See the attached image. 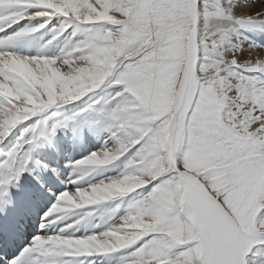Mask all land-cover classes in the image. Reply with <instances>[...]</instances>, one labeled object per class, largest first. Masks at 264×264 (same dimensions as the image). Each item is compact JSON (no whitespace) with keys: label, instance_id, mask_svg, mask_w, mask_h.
<instances>
[{"label":"snow or ice","instance_id":"obj_1","mask_svg":"<svg viewBox=\"0 0 264 264\" xmlns=\"http://www.w3.org/2000/svg\"><path fill=\"white\" fill-rule=\"evenodd\" d=\"M245 32H264V4L0 0V144L19 132L0 160V264H264V43ZM82 124L106 136L66 164L76 186L33 174L41 141ZM106 204L95 225L81 211Z\"/></svg>","mask_w":264,"mask_h":264},{"label":"bare ground","instance_id":"obj_2","mask_svg":"<svg viewBox=\"0 0 264 264\" xmlns=\"http://www.w3.org/2000/svg\"><path fill=\"white\" fill-rule=\"evenodd\" d=\"M260 3L264 4V0H261ZM239 8H243L247 11V8H245L244 6H241ZM40 22H42V19L34 20L31 22L30 26H34ZM25 23L28 22L26 21ZM22 26L23 25H20L19 27ZM9 31L12 30L10 29ZM258 35L259 38L264 41V33H259ZM51 36L52 33L49 32L48 29L41 30V32L36 33L32 38L35 47L22 48L21 51L25 52L26 54H34L39 45L44 44L47 40L51 39ZM58 40H63V37H58ZM56 43L57 41H53V44ZM77 110L78 109H73L71 105H66L64 107L56 109L52 115L47 117L49 126L52 123L57 122L58 120L68 119L73 115V112ZM18 135L19 132L14 131L13 134L5 140L4 144H0V160H3L5 158L4 154L16 144ZM105 136L106 133L101 132L100 134H97V132L87 124H82L79 127L70 125L66 129L58 130L51 141H48L47 139L41 141V145L33 153L34 158L33 161L29 164V168L33 170V174L35 173V171H41L45 179H48L49 174L39 168L37 162H42L49 165L50 167L56 168L60 173V178L59 180H57L55 176L51 178V182H54V186H59L60 190H63L65 187L72 189L76 185L68 184L67 181L73 178V176L71 175L73 170L66 167V164L70 160H79L81 157L87 156L89 152L95 151L101 146ZM120 164V161L116 162V165ZM116 165L110 166L108 170H104L101 173H93L92 175L85 177L84 181H82L81 183L86 184L95 182L103 178L104 176L116 175L119 171V168ZM76 174L81 175L82 172L78 171ZM25 177H29L28 172H26L24 174V177H22L21 179L23 180ZM132 195L135 196V193H133ZM126 199H131V197H128ZM113 206V204H106L99 206L94 210L85 209L81 211H93L94 218L92 219L91 223L92 225H95L96 222L101 219L102 214L105 212V210ZM122 214L123 211L119 213V215ZM95 230L98 231L100 229ZM81 231H83V228H81ZM30 238L31 237L29 236V239ZM26 242L27 241H25L24 243ZM24 243H20L19 246L15 248L14 254H18V252L24 246ZM105 264H114V259L105 261Z\"/></svg>","mask_w":264,"mask_h":264},{"label":"rangeland","instance_id":"obj_3","mask_svg":"<svg viewBox=\"0 0 264 264\" xmlns=\"http://www.w3.org/2000/svg\"><path fill=\"white\" fill-rule=\"evenodd\" d=\"M260 1L261 0H254L255 3L263 4V3H260ZM250 2H253V0H250ZM238 9H237V12H244V11H246L243 8H238ZM259 33H264V32H245L244 35L247 36L251 40L257 41L259 43H264V41H262V39L259 38V35H258Z\"/></svg>","mask_w":264,"mask_h":264}]
</instances>
